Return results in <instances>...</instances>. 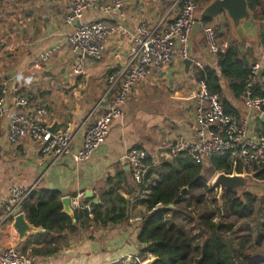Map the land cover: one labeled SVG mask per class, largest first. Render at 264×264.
<instances>
[{
	"label": "crops",
	"instance_id": "0c3cea01",
	"mask_svg": "<svg viewBox=\"0 0 264 264\" xmlns=\"http://www.w3.org/2000/svg\"><path fill=\"white\" fill-rule=\"evenodd\" d=\"M109 2L99 0L100 5ZM173 2L125 0L123 8L117 12H87L81 22L106 21L129 33L111 37L102 58L89 60L85 75L75 77L72 73L75 56L67 38L80 22H66L69 2L0 0V84L9 86L5 106L9 110L15 108L16 97L23 94L33 106L43 101L49 104L50 127L57 124L58 130L67 123L74 127L71 155L54 162L43 156L39 145L31 139L10 144L9 120L0 119V248H15L33 257L36 264H143L147 260L145 256L141 257L137 238L140 221L147 214L151 188L159 179L157 173L151 172L152 167L161 161H171L167 154L174 143L197 141L193 94L199 87L200 69L196 63H201L203 68L218 69L203 35V27L212 26L219 38L229 26V38L243 43V57L249 65L260 63L261 76L264 71V45L259 39L264 22L255 20L253 28L245 31L240 40L225 15L221 16L220 22L209 21V25L203 24L199 33L195 29L192 32L190 45L194 63L189 72L184 61L175 58L169 66L154 70L147 80L135 85L124 106L123 116L112 123L99 150L90 161L76 164L73 155L82 147L86 129L107 110L121 84L110 91L108 75L128 72L133 36L143 21L148 22L149 28L156 27L164 18L166 25L173 22L176 16L172 11ZM209 3L201 1L199 12ZM223 43L228 44L227 41ZM53 49L55 53L49 61L39 60L42 54ZM19 73L32 77L33 83L26 86L13 82ZM221 85L222 100L230 111L240 120L247 121L251 134L264 135V110L259 113L246 110L241 96H235L227 81L222 80ZM132 148L143 149L151 156V169L141 182L133 179L130 166L124 160ZM13 186L33 187L35 192L57 191L61 200L83 194L82 205L90 209L92 205L101 204L104 194L114 188L128 200L129 214L119 225H105L104 218L99 222L90 219L74 233L49 234L42 227H34L33 232L21 238L14 228L17 214L8 216ZM26 221L31 225L27 218Z\"/></svg>",
	"mask_w": 264,
	"mask_h": 264
},
{
	"label": "built area",
	"instance_id": "2783aa9c",
	"mask_svg": "<svg viewBox=\"0 0 264 264\" xmlns=\"http://www.w3.org/2000/svg\"><path fill=\"white\" fill-rule=\"evenodd\" d=\"M69 11L66 16L68 24L79 21V25L67 38V44L75 56L72 73L75 77L85 75L89 60H100L111 37L117 33L128 34L123 28L106 21L81 22L85 14L91 10L103 13L120 11L125 0H110L100 5L99 0H67ZM172 11L176 16L173 22L166 25V18L162 19L154 28H149L148 22L143 21L138 32L133 36L134 45L130 51L128 72L117 71L108 75L109 90H114L118 84L117 94L107 110L98 121L88 127L84 133L82 147L73 155L77 163L88 162L99 150L109 135L112 123L123 116V109L132 88L147 80L154 70L169 66L175 58L182 61L191 59V36L196 25V15L199 12L197 0H174ZM166 25L165 28H162ZM203 35L213 56L225 54L228 44H218L217 34L212 26H204ZM55 50H49L39 57L40 61H49ZM202 70L203 65L196 63ZM260 63L250 65V74L245 81L241 101L246 110L262 112L264 97L255 94L254 87L261 82ZM123 79V80H122ZM13 82L25 84L33 83L32 77L17 74ZM9 94L7 83L0 84V119L8 118V141L18 144L28 138L36 142L43 156L54 162L71 155L74 142V127L67 123L56 132L50 131V106L41 102L33 106L31 100L19 94L16 97L15 108L7 109L6 97ZM196 102L197 141L186 142L180 140L174 143L167 154L169 160L177 159L185 154L192 162L200 164L214 155L230 156L237 160L244 169L264 167V135H254L249 131L248 123L240 120L236 114H227L219 94L211 92L205 80L199 81V87L193 94ZM129 164L135 181H143L151 166L149 153L143 149L132 148L124 156ZM155 165V164H154ZM35 189L33 187L13 186L10 188L8 200V216L15 211L20 214L23 207L31 200ZM83 194L71 199V207L75 210L91 211L89 206H83ZM92 217V215H89ZM0 264H36L33 257L22 254L15 248H0ZM54 264V263H50Z\"/></svg>",
	"mask_w": 264,
	"mask_h": 264
},
{
	"label": "trees",
	"instance_id": "16d2710c",
	"mask_svg": "<svg viewBox=\"0 0 264 264\" xmlns=\"http://www.w3.org/2000/svg\"><path fill=\"white\" fill-rule=\"evenodd\" d=\"M249 10L257 22H264V0H249ZM209 23L205 21L204 25ZM229 32L228 26L218 38L219 45L222 41L229 44L225 54L215 56L218 69L204 66L197 77L206 81L211 92L219 94L226 113L232 115L222 100L221 81H227L229 89L240 97L250 65L243 60V43L231 40ZM259 39L264 45V28ZM261 79L254 91L264 97V71ZM148 164L152 166L151 162ZM235 168L237 173H243L242 165L228 155H214L197 164L181 154L173 161L153 166L151 172L157 173L159 179L151 188L147 214L140 221L137 239L141 257L150 254L158 258L155 264H264V196L251 194L239 199L236 194L225 192L219 202L209 185L210 173L230 175ZM251 171L264 181V167ZM104 197L101 204L92 205L90 212L75 210L74 217H70L63 211L59 192L39 191L32 195L23 212L31 225L42 227L49 234L74 233L90 219L99 222L104 218L105 225L124 223L129 214L128 200L114 188Z\"/></svg>",
	"mask_w": 264,
	"mask_h": 264
},
{
	"label": "water",
	"instance_id": "95a60500",
	"mask_svg": "<svg viewBox=\"0 0 264 264\" xmlns=\"http://www.w3.org/2000/svg\"><path fill=\"white\" fill-rule=\"evenodd\" d=\"M225 15L229 20L233 30L238 35L239 39L243 38L245 31L253 28L255 25V19L253 14L249 10V0H211L206 8L202 12H198L196 15V25L194 31L200 32L205 21L220 22L221 16ZM246 65H249L246 57H243ZM191 59L184 61L186 71L189 72L193 65ZM51 132L57 131V124L50 127ZM212 188L219 191L218 201L222 202L225 192H232L237 195L239 199H243L245 195H251L252 190L260 189L264 191V181L257 178V172H248L247 169L243 170L242 174L237 173L236 168L232 174L219 173L212 182ZM241 189L240 192H237ZM249 189H252L251 192ZM256 195V194H255ZM264 196V195H263ZM63 211L70 217H74V211L71 207V198H63ZM16 218L14 228L17 230L21 238L27 236L30 232H33L34 226L29 225L26 221V215L24 213H18L15 211ZM158 258L151 255L150 259H147L143 264H155Z\"/></svg>",
	"mask_w": 264,
	"mask_h": 264
},
{
	"label": "rangeland",
	"instance_id": "374dc122",
	"mask_svg": "<svg viewBox=\"0 0 264 264\" xmlns=\"http://www.w3.org/2000/svg\"><path fill=\"white\" fill-rule=\"evenodd\" d=\"M217 174H219V173H217V172H212V173H210L209 176H208V178H209V185H210L211 187H212V182H213L214 178L217 176ZM253 191H254L253 194H256V195H258V196H263V195H264V191H262V190H260V189H254ZM218 193H219V191L216 190V189H214V195L217 197V199H218ZM210 198H211V201H209V202L211 203V202H213V201H212L213 198H212V196H210ZM237 226H238V224H237ZM239 227H240V226H238V228H239ZM150 258H151V255H150V254L145 255V260H146V259H150Z\"/></svg>",
	"mask_w": 264,
	"mask_h": 264
},
{
	"label": "bare ground",
	"instance_id": "6f19581e",
	"mask_svg": "<svg viewBox=\"0 0 264 264\" xmlns=\"http://www.w3.org/2000/svg\"><path fill=\"white\" fill-rule=\"evenodd\" d=\"M252 189H249V191L251 192ZM241 189H238L237 192H240ZM252 193H254V191L252 190Z\"/></svg>",
	"mask_w": 264,
	"mask_h": 264
}]
</instances>
